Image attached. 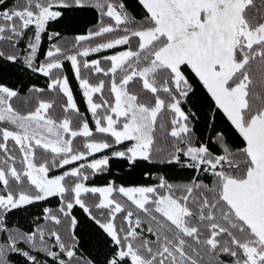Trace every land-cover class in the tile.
I'll list each match as a JSON object with an SVG mask.
<instances>
[{
  "label": "snow or ice",
  "instance_id": "obj_1",
  "mask_svg": "<svg viewBox=\"0 0 264 264\" xmlns=\"http://www.w3.org/2000/svg\"><path fill=\"white\" fill-rule=\"evenodd\" d=\"M4 64L0 264H264V0H0Z\"/></svg>",
  "mask_w": 264,
  "mask_h": 264
},
{
  "label": "trees",
  "instance_id": "obj_2",
  "mask_svg": "<svg viewBox=\"0 0 264 264\" xmlns=\"http://www.w3.org/2000/svg\"><path fill=\"white\" fill-rule=\"evenodd\" d=\"M94 22H95V14L93 12H78L75 14H71V23H68L63 26H57L56 30L61 31L66 39L71 40L74 37V35L83 33L88 28L92 27ZM0 72H2L3 74V79L5 83L18 86L25 91L32 84H37L38 86L41 87H43L45 84V78L38 76L30 78L29 75L22 69H17L10 65H6V64L0 65ZM68 74L74 94L77 97L78 105L82 111H86L83 98L78 91L77 83L74 80V78H72V74L70 71ZM117 172H119L121 176L123 175V172L121 171L119 164L117 162H114L112 177L97 176L95 180L90 181V183L94 182L97 185L104 184L107 179L115 178V174ZM131 179H139V177L134 176ZM117 182H123V181L118 180ZM55 203H56L55 200L51 201L52 206H54ZM39 210H40L39 208H33L31 209L29 215L36 214L39 212ZM81 237L84 243L85 251H92L93 255H95V250L93 248V245L95 244L94 233L92 227L87 222H85L81 228Z\"/></svg>",
  "mask_w": 264,
  "mask_h": 264
}]
</instances>
